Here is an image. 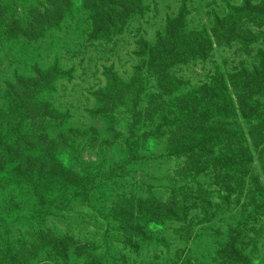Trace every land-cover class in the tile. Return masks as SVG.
<instances>
[{"label":"rangeland","instance_id":"obj_1","mask_svg":"<svg viewBox=\"0 0 264 264\" xmlns=\"http://www.w3.org/2000/svg\"><path fill=\"white\" fill-rule=\"evenodd\" d=\"M225 97L213 170L150 136ZM262 213L264 0H0V264H264Z\"/></svg>","mask_w":264,"mask_h":264},{"label":"trees","instance_id":"obj_2","mask_svg":"<svg viewBox=\"0 0 264 264\" xmlns=\"http://www.w3.org/2000/svg\"><path fill=\"white\" fill-rule=\"evenodd\" d=\"M232 30H233V26H230L229 32H231ZM209 44L211 45L210 41H209ZM208 50H210V49H208ZM208 88L210 89V87H208ZM228 96L230 97V93H228ZM238 96H239V99H241L240 100V104H241L242 100H244L245 93H242V92L238 93ZM190 107H191V105L189 103H184V101L183 102L178 101L177 103L173 104L172 105V113L174 115V121L167 124V125L159 126L156 135L151 134L150 136L155 138V139H158L160 136V130H162L163 128L173 130L171 133V139L169 141V146L166 149L163 148L162 150L164 152H168V153L172 152V155H178V156H184V154L182 153V147L193 150V153L195 154V156H197L198 159H200V161H201L200 169H201V173H203V172H206L208 170H213L212 169V163L213 162H219L222 160L223 155L217 150L221 146V144L223 143L224 137L226 135H227L226 137L232 138V133H231L232 116L234 114L239 113L238 108H240L243 111L244 116L247 115V112L241 107H236L234 104H232V100H228L226 97L223 99H219V101L216 102V108H217L218 115L222 116L225 120V123H226L224 133L218 137L217 133L213 132L212 134L198 136L197 138L194 139L192 137L189 126L183 127L178 132V127L180 125V122L182 121V119L185 116V114L187 113V111L190 110ZM240 135L244 136L245 131L241 130ZM21 147H24V146H16V148L13 150V153H15L19 157V160H13L12 161V164H14L16 168L21 166L24 163V160H21V157L23 156V153H21V152H23V150H20ZM7 172H8L7 170H2V173H7ZM19 174H21L22 177H26V176L30 175L29 173H25V172H22ZM209 184L210 183H208L206 185L205 191H208V185ZM201 186H203V184ZM224 188L226 189V186H224ZM229 192L232 193V191H229ZM232 194H234V193H232ZM173 201H177V202L172 206ZM209 202H210V200H209ZM175 206H181L182 208H180V211L185 216H186L188 207H186V205H184V203L180 202L177 198H173L172 200H170L167 203V208L169 210L168 216L170 218L175 217V218H177V220H182L185 216L183 218H178L177 216H173V214H171V212ZM259 215H261V212L256 216H259ZM263 215H264V213H262V216ZM247 217L248 216L246 215L245 219ZM252 222H256V221H252ZM229 225L232 227V222H230ZM253 228H254L253 229L254 234L252 235V237H254L256 235V232H257V234H260L263 232V227L261 226V224L260 225L258 224L257 226H256V224H253ZM223 231L229 232L227 225H225L223 227ZM90 262H92V261H90Z\"/></svg>","mask_w":264,"mask_h":264}]
</instances>
